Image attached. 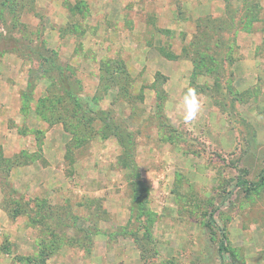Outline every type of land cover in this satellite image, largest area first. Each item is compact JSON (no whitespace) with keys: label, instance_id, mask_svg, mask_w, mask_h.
Here are the masks:
<instances>
[{"label":"rangeland","instance_id":"obj_1","mask_svg":"<svg viewBox=\"0 0 264 264\" xmlns=\"http://www.w3.org/2000/svg\"><path fill=\"white\" fill-rule=\"evenodd\" d=\"M262 174L264 0H0V264H264Z\"/></svg>","mask_w":264,"mask_h":264},{"label":"trees","instance_id":"obj_2","mask_svg":"<svg viewBox=\"0 0 264 264\" xmlns=\"http://www.w3.org/2000/svg\"><path fill=\"white\" fill-rule=\"evenodd\" d=\"M88 108H89L91 111H93V108H92V106H90V104H88ZM93 113H95L96 116L99 115V114H97L96 112H93ZM99 118H100V116H99ZM113 135H114L115 138L117 139L118 143L124 148V152H125V154H126V156L124 157V163H125V166H127V167H128V166H131L132 163L130 162V159H131V156H130V150H129L128 146H126V142H125L124 137L121 135V132H118V131H117V129L115 130V132H114ZM263 182H264V176H263V174H262L261 177H260V181H259L257 184H255V185H251L250 187H251L252 189H256V188L262 186ZM242 184H243V185H244V184H245V185H248V182H247V181H243ZM135 193H136V197H138L139 188H138L137 186L135 187ZM215 212H216V210H214V211L210 214L211 227H213V228L219 230V227L217 226V224H216V222H215V220H214ZM226 242H227V236H226L225 233H222V235H221V240H220V244H219V253H220L221 255L224 254L225 252H228V251H229V248H228Z\"/></svg>","mask_w":264,"mask_h":264},{"label":"clouds","instance_id":"obj_3","mask_svg":"<svg viewBox=\"0 0 264 264\" xmlns=\"http://www.w3.org/2000/svg\"><path fill=\"white\" fill-rule=\"evenodd\" d=\"M183 104V122L191 124L194 122L201 113L202 105L195 89L189 88L182 99Z\"/></svg>","mask_w":264,"mask_h":264}]
</instances>
